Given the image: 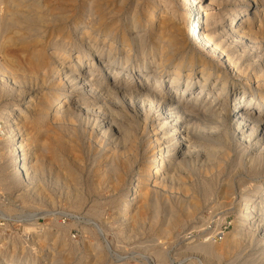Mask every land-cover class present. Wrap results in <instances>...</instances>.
<instances>
[{
    "label": "bare ground",
    "instance_id": "bare-ground-1",
    "mask_svg": "<svg viewBox=\"0 0 264 264\" xmlns=\"http://www.w3.org/2000/svg\"><path fill=\"white\" fill-rule=\"evenodd\" d=\"M231 4L234 7L225 14V6ZM256 22L258 29H253ZM99 35L110 50L114 43L108 38L118 37L126 45L124 61L102 59ZM131 40L140 47L137 59L130 56ZM148 64L154 65L152 71ZM168 64L170 72L163 69ZM152 80L155 85L146 86ZM6 90L17 91L18 100L0 108V171L10 183L26 189L15 198L28 194L44 168L53 163L64 179L78 184L79 175L62 154L76 152L78 135L68 126L79 114L92 115L91 127L97 128L100 141L107 142L100 177L109 178L115 189L124 187L133 173L126 201L113 219L118 225L131 215L133 202L139 211L130 216L133 226L144 221L147 211L155 221L160 217L155 194L159 186L174 181L176 171L196 157L209 160L223 153L218 151L223 143L242 142L244 150L253 153V174L260 175L251 190L261 194L259 199L248 206L246 198L242 205L246 186L231 197L226 183L218 205L227 204V212L236 214L233 229L221 243L191 240L185 249L209 262L233 255L244 241L264 250V0H0V92ZM65 127L75 132L71 139H65L69 134L63 137ZM49 150L51 161L46 163ZM209 183L203 184L205 193L213 190ZM33 189L38 196L37 185ZM191 198L182 204L181 213L168 209L163 226L155 222L157 237H168L193 219L200 203ZM81 199L79 193L74 195V207H79ZM35 222H29L26 231L32 236L30 244L43 249L48 232ZM61 238L59 254L74 249ZM90 247L95 250V262L102 263L105 245L96 240ZM156 250L155 264L166 262L167 253Z\"/></svg>",
    "mask_w": 264,
    "mask_h": 264
},
{
    "label": "rangeland",
    "instance_id": "rangeland-1",
    "mask_svg": "<svg viewBox=\"0 0 264 264\" xmlns=\"http://www.w3.org/2000/svg\"><path fill=\"white\" fill-rule=\"evenodd\" d=\"M231 2H233V0H231ZM233 7L234 4L228 5L227 7L225 6V14ZM240 7L241 9L244 8L242 6ZM225 14L223 16L224 18H227V15ZM120 19L122 21L121 23L123 24L127 21L124 20V15ZM141 27L143 28L145 26L141 25ZM252 27L253 29H258V22L253 23ZM148 32L149 30L144 31L145 34ZM103 38L104 36L99 35L97 40V44H99L102 49L104 48L101 56L102 59H105L108 62H112V60H114V63L124 61V51L126 45L122 44L121 40L118 37H116L114 40L112 38H108V42L111 41L112 43H114V49H112V51L108 47L109 44H104ZM132 42L134 44V49L132 50L130 56H132L133 59H137L141 56L140 47L138 46L136 41L131 40V43ZM107 51H109L110 54H108ZM135 51L137 53H135ZM169 65L170 64L166 65L163 69L168 71L170 68ZM148 67L149 70L152 71L154 65L148 64ZM125 78L126 76L123 77V79ZM181 80L184 81V78H181ZM218 84L220 85L221 83ZM154 85L155 83L153 80L151 82L147 81L146 83V86ZM6 91L7 92H0V108L6 103H12L18 100L17 91ZM210 94L211 96H213V98L216 96L214 90H212ZM85 115L86 114L77 115L72 120L74 124L73 122H71L72 124H69L68 126H71V128H73L78 135L76 136L78 137V141L76 142H78L77 144L79 148L77 147L75 153L65 154L64 152V154H62V157L64 156L63 159L66 161L69 167L72 168L73 171L77 172V176L79 175V180L77 182L78 184L76 186L74 185L75 183L73 184V181L64 179L63 174L57 171V165L53 163L51 166H47L44 168L43 172L41 173L42 175H40L41 177H39L40 180L33 183L32 186L34 187H30L31 190L28 191V194L20 196L17 199L15 197L19 193H21V191H24L26 189H23V187L21 185H18L17 183H10L8 178L2 175L3 173L0 171V264L8 261L16 262L17 260L22 261L24 264H96L98 262V264H155L156 258L154 255V251H157L156 249H160L168 255L167 261L169 260V262H161V264H264V255H262V253H264L262 251L264 250H262V246L257 243L249 245L248 242L244 241L242 247L240 248L241 250L238 249L233 255L224 257L220 262H209L205 260L202 255H199L198 253L196 255V252H193V255L192 251H187L185 249V247L188 246L187 242L185 244L180 239L181 236H183L189 230H198L197 233H200V229H202L200 227L203 226L204 223L210 224L211 227L214 225L223 226L224 224H226L229 226L227 233L233 229L236 223L235 221L237 219L236 214L233 212H227V208L229 207V205H218V201H220L222 197L221 190L225 188L226 183L230 184V196L232 195L233 197H235L240 191L241 188L239 189V187L243 188V186H246V192L244 191L243 194V197L245 198L242 197L243 200L240 202V204L242 205L243 203H245L244 200H246V202L249 200L247 202V205L249 206L252 203V200L259 199L258 196H260L261 194L258 195L251 190H253L252 186L254 185V183L257 182L255 179H257V177H259L260 175L257 176L256 174H253L254 167H251L250 165V157L253 156V153L246 152L247 150H244L245 145L242 144V142H229L228 144L223 143L224 145H221L222 148L218 149V151H222L223 153H219L218 157H216V154H214L215 156L212 155V157H210L212 161L211 159L208 160V157L206 156L196 157L193 161H190L186 165L182 166L183 168L180 167V169L176 171L177 173H175V176L173 178L174 181L171 180L170 182L167 181L165 184H162L163 188L159 186L156 189V192L154 190H150V193L151 191H153L158 195V212L160 213V215L158 213V215L160 216L158 217L159 219L157 218L158 220L155 219V221H152L154 215L151 211H147L148 213H145L147 217L149 215H153L151 217V221L150 216L149 219L145 217L144 221H142L143 223L141 222L142 224L140 223V225L138 224L133 226L130 219L132 217L131 215L136 214V205H138L137 202H133V210H131L133 213L130 212L131 215L127 216L128 219L123 220V222H119L118 225V222H115L116 220L114 221L113 219L116 218V212L121 209V207L125 203L124 201H126L125 194L128 193V184L133 181V173L131 172L126 177L127 183L125 184V186L123 185L124 187L115 189L112 187V184L110 182L111 180L109 178L107 179L103 177V179L102 177H100L99 174L101 170L105 168L104 164L106 163V159L104 160V158L108 152V145L104 139L101 138L100 141V136H98L100 135V133H98L97 128H94L95 130H93V128L91 127V125L94 124V117L92 115ZM44 125V127H47V124ZM132 126L134 128L136 127V125ZM65 128L67 129V131H63V137L65 136V134H69L68 136H65L66 138H64L71 139L70 136L73 134L75 135V132H72L71 128ZM150 129L151 128H149V131H151ZM37 141L41 142V139L40 141ZM38 142H36V144ZM105 147L107 148V150ZM258 150L260 149L258 148L257 151ZM50 152L51 151L49 150V153L45 154L46 163L51 161L50 154L52 152ZM153 152L154 151H152V153ZM71 155H73L74 157ZM76 157L78 159H74ZM220 162L222 163V165H220ZM57 175H59L60 177H58L59 181L56 183L55 177ZM68 181L72 182L73 185L71 183H69L71 185L66 184ZM98 181L99 183H102L99 185V183H97ZM152 181H154V179L150 182ZM205 182H210V190L213 189L209 191L210 193H205L206 188L203 185L205 184ZM94 184H97L98 186H94ZM36 185L38 189H36ZM101 185H103V187ZM104 185L108 186L109 188H106ZM110 187L113 189H110ZM33 188L36 189V194H40H38L39 197L34 196L32 192L34 190ZM78 193L82 198L81 204L79 205V207H74L72 203L73 198L74 195ZM152 195L151 198L153 200L154 196ZM194 195H196V199ZM3 197L5 198L2 199ZM186 197H192L191 199L198 200L197 202L200 203L199 207L194 212V220L192 219L191 221H187L182 227H177L168 237H157L159 236L158 228L165 224L164 216L167 213L166 211H168V209L170 210V208L173 207L172 209H174L178 213H181L182 206L186 205L185 200H189ZM246 198H248V200ZM179 201H181L182 203ZM236 202H238V200H236L235 203ZM177 207L179 210L177 209ZM241 207L242 206H240V208ZM137 213L139 214V211ZM29 222H35L37 223V227H42V229H44L45 231L47 230V245L44 246L43 249L31 245L32 243L30 244L29 239H31L32 236L29 235V233L26 231V227ZM155 222L159 227L155 225ZM60 226L62 228L59 229ZM58 230L59 232L57 233ZM61 233L63 236H61ZM55 235H60L61 240V237H63V239L67 240L68 244L70 243V245H72L74 249L69 251L66 250L64 252L61 251L62 253L60 252L61 254H59L58 250H61L62 244L59 241L60 239L56 240ZM37 239L38 238H35V240ZM96 240L98 243L101 242L103 245H105V248L101 249V251L103 252L101 256L102 263H100V261L95 262L94 258H96V253L95 250L90 247V245L92 246V244L96 243ZM194 241L199 243L206 240ZM220 241L216 243H221ZM53 243H55L54 247ZM3 246L4 248H2ZM3 250H5L6 252H4ZM93 251L95 254H92ZM55 252L58 253L54 256ZM53 256L55 258H53ZM61 257L63 259H60L62 262L59 260V258Z\"/></svg>",
    "mask_w": 264,
    "mask_h": 264
},
{
    "label": "built area",
    "instance_id": "built-area-1",
    "mask_svg": "<svg viewBox=\"0 0 264 264\" xmlns=\"http://www.w3.org/2000/svg\"><path fill=\"white\" fill-rule=\"evenodd\" d=\"M3 197L2 199H4ZM205 224V225H204ZM203 226L200 228V233H197V231L194 230H189L187 233H185L183 236H181V241L186 244V242L191 241V240H197V241H202V240H207L212 243H216L220 240H223L225 234L227 233L228 230V225L224 224L222 225H214L210 226V224L204 223ZM199 229V228H198Z\"/></svg>",
    "mask_w": 264,
    "mask_h": 264
}]
</instances>
